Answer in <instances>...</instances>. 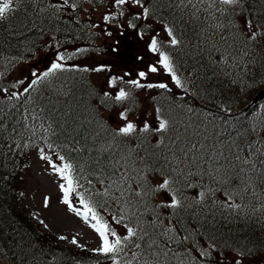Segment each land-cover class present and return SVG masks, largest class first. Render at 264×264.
<instances>
[{
	"label": "trees",
	"instance_id": "16d2710c",
	"mask_svg": "<svg viewBox=\"0 0 264 264\" xmlns=\"http://www.w3.org/2000/svg\"><path fill=\"white\" fill-rule=\"evenodd\" d=\"M171 1L157 0L156 7L158 21L178 41L168 42L181 86L169 81L167 89H150L123 83L130 95L117 102L94 84L85 62L76 63L77 57L63 48L61 61L68 63L48 75L53 88L30 85L24 102H0V260L101 264L107 257L78 256L58 247L24 209L18 187L33 149L63 156L62 163L73 165L77 187L71 198L80 202L79 192L99 215L122 218L120 228L136 230L121 245L128 254L121 264H202L185 250L190 240L195 246L206 240L216 248L214 264L231 252L253 255L264 248V210L249 216L244 203L259 195L252 206L264 209V101L243 110L264 87V35L249 39L251 31L264 33V0L224 5L206 25L194 23L184 6ZM48 8V0H15L14 11L0 20V59L21 56L22 45L33 52L45 38L56 39L60 30L54 29L57 22ZM246 20L253 28L246 27ZM119 109L136 126L129 135L118 134L122 126L105 117ZM147 115L153 120L142 131ZM160 120L167 122L166 129L158 130ZM245 158L249 163H242ZM165 178L180 201L176 208L157 206L163 190L154 189ZM207 189L222 197L237 195L244 203L241 212L209 206ZM171 219L164 232L161 227ZM178 235L183 241L176 255L168 238Z\"/></svg>",
	"mask_w": 264,
	"mask_h": 264
},
{
	"label": "rangeland",
	"instance_id": "374dc122",
	"mask_svg": "<svg viewBox=\"0 0 264 264\" xmlns=\"http://www.w3.org/2000/svg\"><path fill=\"white\" fill-rule=\"evenodd\" d=\"M87 10H89V8ZM117 13L116 7L113 6V0H105V5L102 8L90 12V17L95 20L98 28L102 29L100 32H102L104 43L109 47L110 51L114 53L121 52L123 55L125 51L129 54L130 50L133 49L136 56L134 58H137L136 61L138 62V64L136 62V65L146 73V79L154 82H165L166 76L164 73H161L159 70L155 73L149 71L151 66H156L155 60L159 58V52H153L150 49L151 38L155 36V34L152 33L146 37H141L139 39L141 46L137 45L139 35H130L120 26H110L102 18L109 14L114 17ZM83 17L85 16L83 15ZM109 33L111 34L109 35ZM130 40L135 41V46L130 44ZM107 60L111 61L114 66L122 64L119 60L112 62L108 57L106 61ZM38 61H43V59L39 57ZM126 65L133 69L136 67L132 62H127ZM159 65L158 62L157 66ZM29 67L33 69L39 66H33L29 63L28 66L24 64L11 65L9 61L3 63L0 61V87L8 89L9 94L16 93L20 88V81L28 78L29 73L27 70ZM122 69L125 70L127 68L124 66ZM100 80L104 81V78L98 79L101 85ZM107 117L115 124H119V126L122 125V120L119 115L117 116V112L112 113L111 116L107 115ZM54 178H52L51 173L43 167L42 162L36 156H32L29 171L22 183L25 190V203L27 208H29L40 221H43L45 229L52 233V235L58 238L61 236L66 237V239L60 240L59 246L70 249L78 246L91 251L99 248V236L89 226V223H86L83 218L76 215V213L68 210L67 207L59 201V188L55 184ZM19 187L21 188V184H19ZM163 194L165 197L169 196L167 190L166 195L165 193ZM46 197L48 199V206H45ZM111 227L113 228L112 224ZM73 238L77 240V244L71 243ZM226 260H231L232 264L235 262L233 256ZM239 260L241 264H264V255H258L252 259L243 258Z\"/></svg>",
	"mask_w": 264,
	"mask_h": 264
},
{
	"label": "snow or ice",
	"instance_id": "6c2138e0",
	"mask_svg": "<svg viewBox=\"0 0 264 264\" xmlns=\"http://www.w3.org/2000/svg\"><path fill=\"white\" fill-rule=\"evenodd\" d=\"M14 2L15 0H0V20L5 19L11 12L14 11ZM132 2L135 5H139L143 7L141 0H132ZM215 2V0H213ZM69 0H64V4H68ZM129 3V0H113V6L116 8H122V6L126 5ZM220 4L227 5V6H233L237 4H241L242 0H219ZM71 7L75 9L76 5L75 3L71 4ZM123 11L120 12V15H123ZM148 14V9L144 8L143 9V15L146 17ZM106 22L113 19V16L111 14L105 15L102 17ZM136 19H139L140 17L137 16L135 17ZM246 27L251 29L253 28V24L251 20H246L245 21ZM129 26L130 27H135L134 24L129 21ZM111 33H109L110 35ZM257 35H264V33H257L256 31H251L249 34V39L250 40H255L257 38ZM168 36L172 37L170 43L172 45H176L178 41L176 38L173 36V33L171 29H168ZM150 49L153 52H159V64L161 67L166 70L170 75L171 79L175 82L177 86H181V81L179 77L176 75V73L173 71V66L171 64L170 57L165 53L160 51L159 46H158V41L153 36L151 38V43H150ZM64 56L62 54H58L57 60H63ZM62 65L60 63H52L51 67L48 71L43 73L44 77H47L50 73L55 72L58 69H61ZM102 68H97L95 71H102ZM150 72H157L158 68L156 66H151L149 68ZM33 75L36 76L37 74L33 72ZM127 75V74H126ZM139 77L141 79L146 78V73L141 71L138 73ZM40 77H37V80ZM37 80H33L32 84L37 83ZM117 80H123L122 77H111L109 81V85L111 87H115L117 84ZM127 83L131 84L132 86L136 88H160V89H167L168 85L165 83H158V84H142L140 79H134L127 81ZM7 91V90H5ZM27 91V89H25ZM13 96L16 95V93H12ZM105 97H109L110 93L105 92L104 93ZM129 96V93L125 91L123 87H120L118 91L115 92L114 99L117 102L124 101L127 99ZM261 108H264V104H261ZM119 117L123 121H128V116L125 111H121L119 113ZM167 127V122L165 120H160L159 122V129L158 130H164ZM136 130V126L128 121L127 123L124 124V126L120 127L117 131L118 134L121 135H129L132 132ZM142 131H148L149 130V125L147 123L144 124V127L141 129ZM255 129H253L254 131ZM195 147V146H193ZM249 148L252 149V145H249ZM254 150V149H253ZM261 155L264 156V152H261ZM60 161H64L65 158L63 156L58 157ZM41 159L48 161L50 164L51 168L55 173L59 175V177L64 181V183H61L59 185L60 191L62 193V203L66 204L69 206L70 210L75 212L76 215L80 216L83 218V220L86 223H89V226L98 234L99 239H100V247L97 249H93L95 252L102 253L104 255H110L114 256L115 254L119 253L121 251V245L123 242L130 240L132 237L136 236V230L132 227H129L127 225H124L127 231V235L121 237L120 235L117 234L116 230L111 227V225L105 221L94 209V207L85 200L83 194L76 192V195L79 197L80 204L82 205V210L80 208H76L72 202H71V196L75 192L77 184L76 181L72 175V169L73 165L70 163H62L61 165H57L56 163H53L52 159L46 155H44L43 149H41ZM237 160L240 159L239 156L236 157ZM242 163H249L248 158H245ZM261 163H264V160H261ZM243 171V169H241ZM170 186V181L169 179L165 178L160 182L154 191H159V190H167L169 189ZM180 205V201L176 198L175 194H172L171 196V202L167 204H163L161 206L164 207H171V208H176ZM45 206H48V199L47 197L45 198ZM122 218L120 219H115L116 224L121 223ZM93 221V222H90ZM43 223V221H41ZM170 229L166 230L169 231ZM59 239L64 240L66 237L61 236ZM187 239V237H185ZM72 244H77V240L73 238L71 240ZM140 245L137 244L136 247H139ZM201 255H205V253H201ZM210 255V253H208ZM242 255V253H241ZM118 264V262H117ZM147 264V261L145 262ZM234 264H241V261L239 259L235 260Z\"/></svg>",
	"mask_w": 264,
	"mask_h": 264
},
{
	"label": "bare ground",
	"instance_id": "6f19581e",
	"mask_svg": "<svg viewBox=\"0 0 264 264\" xmlns=\"http://www.w3.org/2000/svg\"><path fill=\"white\" fill-rule=\"evenodd\" d=\"M210 40V39H209ZM216 43V42H215ZM221 43V42H220ZM213 53V52H212ZM223 61V60H222ZM242 191V190H241ZM202 204V203H201ZM208 207V206H207ZM210 208V207H209ZM204 210V209H203ZM195 211V210H194ZM212 212V211H211ZM188 213V212H187ZM194 213V212H193ZM190 215V214H189ZM226 219V218H225ZM207 220V219H206ZM191 221V220H190ZM229 221V220H228ZM199 226V225H198ZM3 255V252L0 250V256H2ZM0 259H2V258H0Z\"/></svg>",
	"mask_w": 264,
	"mask_h": 264
},
{
	"label": "water",
	"instance_id": "95a60500",
	"mask_svg": "<svg viewBox=\"0 0 264 264\" xmlns=\"http://www.w3.org/2000/svg\"><path fill=\"white\" fill-rule=\"evenodd\" d=\"M263 94H264V91H262V92L259 94V96H257L256 99H260V98L263 96ZM256 99H255V100H256Z\"/></svg>",
	"mask_w": 264,
	"mask_h": 264
}]
</instances>
